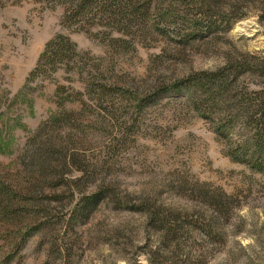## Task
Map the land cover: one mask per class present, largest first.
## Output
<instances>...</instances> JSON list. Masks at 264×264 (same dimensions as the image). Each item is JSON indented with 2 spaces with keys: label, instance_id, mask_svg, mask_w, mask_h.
<instances>
[{
  "label": "rangeland",
  "instance_id": "1",
  "mask_svg": "<svg viewBox=\"0 0 264 264\" xmlns=\"http://www.w3.org/2000/svg\"><path fill=\"white\" fill-rule=\"evenodd\" d=\"M262 3L244 5L245 16L229 32L183 42L168 23L166 33L140 35L116 53L95 36L102 30L97 24L90 32L68 26L64 3L0 0V186L22 189L32 174L43 177L32 163L38 144L29 139L63 108L81 113V129L71 136L65 122L56 137L86 164L59 161L63 175L38 187L42 193L30 208L35 219L14 218L12 230L0 221V264H264V174L226 155V140L185 94L155 95L163 84L230 61L254 68L241 75L240 92L264 85ZM59 33L105 71L93 70L111 84L101 100L86 94L80 72L60 69L28 84ZM58 86L68 94L58 95ZM80 93L88 102L84 112L68 97ZM60 96L67 99L63 108ZM141 100L149 101L139 106ZM106 189L87 211L84 194ZM207 223L213 237L203 230Z\"/></svg>",
  "mask_w": 264,
  "mask_h": 264
},
{
  "label": "trees",
  "instance_id": "2",
  "mask_svg": "<svg viewBox=\"0 0 264 264\" xmlns=\"http://www.w3.org/2000/svg\"><path fill=\"white\" fill-rule=\"evenodd\" d=\"M55 1L66 5L64 22L68 26L90 32L91 27H94L93 23L97 24L102 30L95 36L108 43L117 53L133 47L140 35L166 33V27L171 24L174 26V34L183 42L204 39L221 28L229 32L234 20L245 16L244 5L250 9V4L257 0H172L163 2L162 7L157 6L160 3L158 0ZM262 4L264 5V0ZM90 20L93 22L88 24L87 21ZM91 61L90 53L83 52L71 36L59 33L47 42L36 67L30 73L28 84L38 76L47 78L60 69L66 72H80L82 79L86 80V94L91 96L97 93L98 99L101 100L103 95L110 91L111 84L95 75V68L99 75L104 76L105 71L100 64ZM260 68L264 76V64ZM250 70H254L252 64L239 66L230 61L215 70L196 72L171 84H163L155 95L161 96L169 92L185 94L193 108L202 117L212 121L214 132L226 140V155L233 161L245 164L254 173L264 174V85L251 92L242 93L238 90L241 75ZM57 92L58 95L68 94L65 86H58ZM82 94L68 97L81 102V112H84L88 102L82 98ZM66 100L65 96H60L58 104L61 108ZM147 101L141 100L139 106H143ZM78 114L81 113L63 108L55 117L43 122L29 139L30 145L38 144V148L33 152L32 163L42 170L41 179L32 174L22 189H15L9 184L0 186V221L5 218L4 221L11 230L15 226L12 222L20 216L26 214L23 219L25 223L37 217L38 212H31L30 208L35 206L39 194L42 193L43 188L40 192L38 187L63 175V167L59 165V161L64 160L63 164L61 162L63 166L72 161L80 167H85L86 164L76 155L70 154L56 137L59 125L65 122L71 125V136L81 129L77 124ZM44 134L48 136L39 143L38 140ZM27 157H30L29 154ZM55 163L58 166H55ZM108 191L106 189L84 194L83 202L87 211L94 209L99 197ZM202 227L208 237H213L214 230L210 223L203 224ZM22 239L21 237L16 240V245H19ZM153 259L154 256L150 255V262H153Z\"/></svg>",
  "mask_w": 264,
  "mask_h": 264
}]
</instances>
